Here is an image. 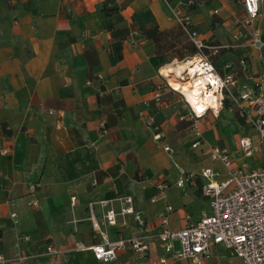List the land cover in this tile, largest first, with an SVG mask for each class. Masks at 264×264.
<instances>
[{"label":"crops","instance_id":"0c3cea01","mask_svg":"<svg viewBox=\"0 0 264 264\" xmlns=\"http://www.w3.org/2000/svg\"><path fill=\"white\" fill-rule=\"evenodd\" d=\"M180 1L0 0L1 253H28L31 264L139 259L163 264V258L165 264H191L162 248L159 214L167 205L173 207L171 231L183 229L187 216L198 220L209 209L202 192L206 180L197 174L180 189L175 185L179 168L199 173L211 167L224 174L223 165L209 158V148H226L241 161L238 140L257 141L248 116L254 115L252 100L264 58L252 48L233 47L235 19L245 16L240 1L197 0L192 8H181L217 73L233 76L225 95L251 126L228 140L223 130L205 122L208 110L199 119L198 137L191 123L181 120L190 107L181 92L170 88L172 73L164 72L180 60L199 57L172 19V7ZM254 26L264 41V16ZM244 94L249 98L242 99ZM241 108L248 116L242 117ZM149 116L155 120L151 128L143 120ZM196 142L200 144L194 148ZM164 145L175 154L165 152ZM245 160L251 166L264 164L258 150ZM162 185L167 187L162 190ZM112 206L118 211L132 207L134 212L119 214L116 224L109 225L104 216ZM136 216L143 219L144 230ZM103 238H145L149 252L145 258L121 253L117 261L104 263L91 250H74L78 242L91 247ZM51 242L61 253L47 254ZM205 264L241 260L218 246Z\"/></svg>","mask_w":264,"mask_h":264},{"label":"built area","instance_id":"2783aa9c","mask_svg":"<svg viewBox=\"0 0 264 264\" xmlns=\"http://www.w3.org/2000/svg\"><path fill=\"white\" fill-rule=\"evenodd\" d=\"M237 1L243 4L245 16L235 19L237 32L233 36V47L252 48L260 58H264V41L260 30L254 26V21L264 16L261 12L263 0ZM197 2V0L180 1L177 6L172 7V19L179 23L190 42L202 52L205 45L199 39V33L193 29L190 18L183 16L181 13V8L189 9V7L197 5ZM198 56V60L194 63L192 61L191 65L202 69L210 77L213 76L212 80L220 90L219 107L222 108L225 100L224 94L229 91L233 76L221 77L208 55L199 53ZM186 62H189V58L186 59ZM210 79L208 85L213 86ZM256 88L257 94L252 100L254 115H246L241 108L242 117H249L257 135V141L250 137H241L238 140L239 151L243 156V160L238 161L236 156L226 148L210 147L209 158L213 162H219L223 165L225 168L224 174L211 167L203 168L199 173L179 168L180 177L175 185L180 189H184L197 174L206 180L202 192L209 199V209L204 211L196 221H190V217L187 216V225L179 231H171L168 228L169 216L174 211L173 207L167 205L160 212L161 231L157 237L162 248L175 259H186L191 264H205L213 257L215 248L221 246L235 254L241 260V264H264V164L251 166L245 160L253 157L255 150H258L262 153L264 161V73L258 77ZM248 98V94L242 95V99ZM155 100L157 102L161 101L159 92L155 94ZM188 105L191 111L185 117H181V120H188L191 123L192 130L199 137L201 134L199 119L201 117L198 116L189 103ZM143 120L147 127H154L155 120L153 117H144ZM102 131L104 134L108 132L105 126H102ZM156 138L161 139V135L157 134ZM199 144L200 142H196L193 147L196 148ZM163 149L169 155L175 154L174 148L169 145H164ZM166 187V185H162L160 189L163 190ZM31 190L34 191L35 186H31ZM124 201L130 204L132 198L126 197ZM31 204L33 206L38 205L36 201ZM102 204L107 206L108 202L104 201ZM133 212L132 207H121L118 211L115 206H112L107 209L104 219L109 225H113L116 224L119 214ZM136 219L142 230H144L146 225L143 219L140 216H136ZM93 227L97 230L95 224H93ZM25 240L29 241L30 238L25 237ZM175 241H179L181 246L178 253L174 251ZM74 250H91L98 261L107 263L117 261L121 253L136 254L140 258H145L149 252V244L145 238L119 239L117 241H109L103 238L102 243L91 247L78 242L75 244ZM46 252L47 254L61 253L52 242L47 244ZM32 259V255L24 252H18L12 256L0 252V264H31ZM160 261L163 264L166 263L164 258ZM121 264L152 263L139 259L135 262H123Z\"/></svg>","mask_w":264,"mask_h":264},{"label":"bare ground","instance_id":"6f19581e","mask_svg":"<svg viewBox=\"0 0 264 264\" xmlns=\"http://www.w3.org/2000/svg\"><path fill=\"white\" fill-rule=\"evenodd\" d=\"M194 58L189 59V62L179 61L174 66L165 68V73H172L169 74L168 83L183 94L186 102L193 107L198 116H204L208 110H213L218 115L220 113V90L212 80L213 76L210 77L202 69L191 65V62L194 63L199 57ZM209 78L213 86L208 85Z\"/></svg>","mask_w":264,"mask_h":264},{"label":"rangeland","instance_id":"374dc122","mask_svg":"<svg viewBox=\"0 0 264 264\" xmlns=\"http://www.w3.org/2000/svg\"><path fill=\"white\" fill-rule=\"evenodd\" d=\"M202 51L203 52H200L199 50H197L198 53H205L206 54L204 49ZM180 61H184V60H180ZM187 78L189 79V76H187ZM170 88H172V87H170ZM172 90H173V88H172ZM231 92H232V90H231ZM225 94H226V92H225ZM225 94H224L225 100H224V104H223L224 110L221 111V114L219 116L210 110L208 112V116H206V118H205V122L208 123L214 130H216V129H217V131L223 130V132H221V133L225 134V136L228 140H231L232 135H234V133H236V134L246 133L247 131H249L251 129V126H250L249 122L241 120L238 117L240 109L235 105V103L233 101H231L229 98H227ZM183 109L185 110V108H183ZM230 113H232L234 115V118L228 117ZM185 127H187V125ZM174 142H176V141L174 140ZM182 148L185 149L184 146ZM180 250H181V246H180L179 241H175L174 242L175 253H178Z\"/></svg>","mask_w":264,"mask_h":264},{"label":"trees","instance_id":"16d2710c","mask_svg":"<svg viewBox=\"0 0 264 264\" xmlns=\"http://www.w3.org/2000/svg\"><path fill=\"white\" fill-rule=\"evenodd\" d=\"M192 7H193V6L189 7V9L192 8ZM194 47H195V46H194ZM197 50H198V49L195 47V49H194L193 51L196 52Z\"/></svg>","mask_w":264,"mask_h":264}]
</instances>
